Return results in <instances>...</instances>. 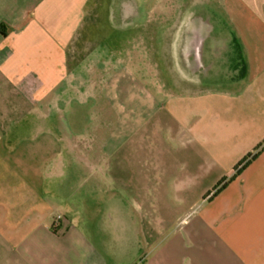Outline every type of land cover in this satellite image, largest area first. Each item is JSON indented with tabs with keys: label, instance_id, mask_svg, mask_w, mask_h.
I'll use <instances>...</instances> for the list:
<instances>
[{
	"label": "crops",
	"instance_id": "obj_1",
	"mask_svg": "<svg viewBox=\"0 0 264 264\" xmlns=\"http://www.w3.org/2000/svg\"><path fill=\"white\" fill-rule=\"evenodd\" d=\"M127 3L0 0V264H264V148L212 196L264 144V0H212L213 24L189 28L197 88L138 90L134 184L115 159L103 203L64 196L53 167L79 154L63 129L80 121L64 98Z\"/></svg>",
	"mask_w": 264,
	"mask_h": 264
},
{
	"label": "rangeland",
	"instance_id": "obj_2",
	"mask_svg": "<svg viewBox=\"0 0 264 264\" xmlns=\"http://www.w3.org/2000/svg\"><path fill=\"white\" fill-rule=\"evenodd\" d=\"M127 1L128 9L137 4V14L123 20L116 15L104 18L98 32L104 42L97 41L89 50L87 63L79 66V79L64 98L73 100L74 109L78 104L80 111V121L63 113L66 120L69 117L63 135L75 140L67 149L77 148L79 154L69 161L64 155L62 166L57 164L53 171L61 174L64 196L73 192V200L83 205L86 200L103 203L109 196L98 189L108 185L106 174L120 162L115 159L122 158V184L138 180V90L149 100L154 93L163 101L183 87L197 88V66L190 69L196 73L190 77L189 67L184 70L180 63L183 40L190 27L214 21L208 11L212 0Z\"/></svg>",
	"mask_w": 264,
	"mask_h": 264
},
{
	"label": "trees",
	"instance_id": "obj_3",
	"mask_svg": "<svg viewBox=\"0 0 264 264\" xmlns=\"http://www.w3.org/2000/svg\"><path fill=\"white\" fill-rule=\"evenodd\" d=\"M263 148L264 144H260L259 146H257L255 150L252 153L248 154L244 158V160L235 168L234 174L231 177L224 178L219 181L214 188L212 196L219 193L232 179H234L241 170H243L252 160H254L258 156V154L263 150Z\"/></svg>",
	"mask_w": 264,
	"mask_h": 264
},
{
	"label": "built area",
	"instance_id": "obj_4",
	"mask_svg": "<svg viewBox=\"0 0 264 264\" xmlns=\"http://www.w3.org/2000/svg\"><path fill=\"white\" fill-rule=\"evenodd\" d=\"M61 220V216L57 215L54 217V223H58Z\"/></svg>",
	"mask_w": 264,
	"mask_h": 264
}]
</instances>
